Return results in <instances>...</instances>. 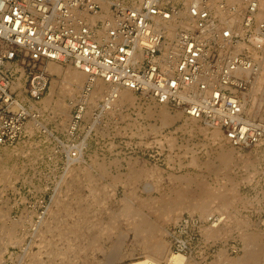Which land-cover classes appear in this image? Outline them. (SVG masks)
<instances>
[{
  "label": "rangeland",
  "instance_id": "374dc122",
  "mask_svg": "<svg viewBox=\"0 0 264 264\" xmlns=\"http://www.w3.org/2000/svg\"><path fill=\"white\" fill-rule=\"evenodd\" d=\"M235 14L240 23L242 9L219 15L227 20ZM61 66L66 69L69 64ZM48 72L43 96L34 107L27 104L30 115L22 137L12 145H0V205L7 208L10 218L0 215V238L5 239L11 226L12 236L18 235L15 245L11 242L14 246L7 245L5 264H130L144 260L142 236L135 228L141 219L152 227H162L159 239L170 251L182 254L184 264H232L233 260L235 264H264V142L234 147L221 131L213 139V128H203L202 122H197L202 129L188 126L180 110L166 105L170 115L179 117L162 127L157 115L148 113L156 103L135 93V104L104 112L100 109L103 98L96 103L77 101L80 90L76 100L64 99L70 105L69 120L52 114L51 106L41 102L51 83L61 81L57 73ZM257 96L252 107V99L247 97L246 110L261 119L264 97L260 96L264 95ZM60 98L57 89L52 104ZM31 114L51 133L37 123L28 127ZM221 152H231L227 165H223ZM178 201L183 209L176 217ZM125 206L128 211H123ZM188 206L198 209L192 212ZM31 222L39 224L42 233L34 232ZM72 227L75 231L69 232ZM19 236H23L22 242ZM160 262L166 264V259Z\"/></svg>",
  "mask_w": 264,
  "mask_h": 264
},
{
  "label": "built area",
  "instance_id": "2783aa9c",
  "mask_svg": "<svg viewBox=\"0 0 264 264\" xmlns=\"http://www.w3.org/2000/svg\"><path fill=\"white\" fill-rule=\"evenodd\" d=\"M239 9L242 34L218 16ZM256 9L257 0H115L107 10L94 0H0V145L22 137L27 104L48 88L49 60L86 74L80 99L100 80L180 110L234 147L264 142V120L246 110L250 81L234 72L251 66L249 47L264 50ZM155 16L175 24L172 34Z\"/></svg>",
  "mask_w": 264,
  "mask_h": 264
},
{
  "label": "bare ground",
  "instance_id": "6f19581e",
  "mask_svg": "<svg viewBox=\"0 0 264 264\" xmlns=\"http://www.w3.org/2000/svg\"><path fill=\"white\" fill-rule=\"evenodd\" d=\"M96 1L97 3H99L102 7L103 10H107L108 9V6L111 4L110 1L108 0H94ZM232 1H235V0H232ZM185 13V12H183ZM182 13V14H183ZM238 13V11H237ZM230 15V14H229ZM220 16V15H219ZM90 17V20L93 22L95 21L96 19H98L99 17H102L101 14H94L92 16H89ZM223 17V16H222ZM253 17L259 21V22H264V0H257V9L256 11L253 12ZM226 18V17H225ZM154 22H155V25L157 27V29H164L166 30V32L168 34H172V31H173V28L175 27V24L174 23H170V22H166L165 20L161 19L159 16H155L154 17ZM227 22H228V27L231 28V29H235L237 32H241L242 34V28L241 26H238L239 24V19H237V14L235 15H232V16H229L228 19H227ZM260 39V38H258ZM262 41H264V39H261ZM238 47H243V43L242 42H239L238 43ZM249 51V50H248ZM261 51L257 50V49H251V56H252V59H253V62L251 64V66L249 68H241V67H237L235 69L234 72H236L238 75L240 76H243L245 77L247 80L250 81V89L244 93V96H245V100H250V99H247V97H251L252 99V104H251V107L253 105V103L256 101V99H258L257 97V94L259 93L260 95H264V52H261ZM45 67H48L47 70L50 71V72H54V73H57L60 77H61V81L58 82L57 80H54L52 83H51V86H50V90H49V93H47L46 97H44L41 102L44 103L45 106L49 107L51 106L50 109H52V114L55 113L56 114H62L64 115L67 119L71 120V115H70V112H69V108H70V105H67L66 104V100H64L66 98V96H69L71 99L76 100V96L75 94L79 93V91L83 88V84L85 82L88 81V77L86 76V74H84L81 70L77 69L76 67H73L71 65H69L66 69H63V67L61 66L60 63L58 62H55V61H52V60H49L47 61L46 63V66ZM58 89V92L61 96L60 99L56 100L54 104H52V102L54 101V95L56 93ZM107 96V97H106ZM56 97V96H55ZM85 96L82 95L81 96V99L80 101L84 98ZM261 98L264 97V96H260ZM103 98V100L105 99L104 104H102V111L104 112H110L111 110L115 109L116 107L118 106H121V105H133L135 104V101H136V96L135 94L129 90V89H124V88H113L111 86H109L108 84L100 81V80H96L94 82V87L92 89V91L89 93V95L87 97H85V101H89L90 103H96L98 101V99H101ZM260 99V98H259ZM102 100V99H101ZM77 101H79V99L77 98ZM258 101V100H257ZM76 102V101H75ZM261 102V100L259 101V103ZM257 103V102H256ZM258 103V105L260 106V104ZM262 103V102H261ZM97 105V104H96ZM33 107L35 106L34 104L32 105ZM159 105L155 104L154 105V109H152L151 107H149L148 109V113L150 115H153V114H156L158 119L160 120L161 122V126H165L167 125L168 123H171V122H174L176 117H179V115L177 114L176 115H170V113L167 111L166 109V106L165 105H161L160 107H158ZM258 106V108H259ZM158 107V108H157ZM33 109V108H32ZM36 109V108H35ZM39 109V108H38ZM44 109V108H43ZM84 109V108H83ZM253 110H255L253 108ZM257 110V109H256ZM101 110H99L100 112ZM101 111V112H102ZM248 111H250V109H248ZM30 112V111H29ZM46 112V111H45ZM100 112V113H101ZM256 112V111H255ZM179 113H181V111H179ZM258 113V111H257ZM257 113H254V115ZM51 114V115H52ZM50 115V116H51ZM32 116V117H31ZM31 120L28 121L26 124L28 127H32L33 124L37 123L39 124V126L41 127V129H44V131L48 132V133H51L50 130L43 124V123H39L37 122V120L35 121V116L31 114ZM49 116V115H48ZM49 116V117H50ZM87 117V116H86ZM60 118V117H59ZM126 119V118H125ZM261 119H264L261 117ZM198 120L196 119H193V118H188L186 117L185 118V124L188 125V126H195L196 129L199 128V129H202V127L200 125L197 124ZM72 123V122H71ZM25 125V124H24ZM73 125V123H72ZM142 125V124H141ZM36 126V125H35ZM63 126V125H62ZM27 129H30L28 128ZM73 127V126H72ZM66 128V127H64ZM160 127H157V129H159ZM194 128V127H193ZM203 128H208V125L206 124ZM34 129V128H33ZM32 129V130H33ZM24 130H25V127H24ZM72 130V129H71ZM31 131V129L29 130ZM207 131V130H205ZM143 133V132H142ZM197 133V132H196ZM210 133V132H209ZM212 133V137L213 139H217L219 138V135L221 134L220 133V130L218 129H213L211 131ZM50 135V134H49ZM212 139V138H211ZM221 139V138H220ZM172 142V140H171ZM218 141H216L217 143ZM78 145V144H77ZM82 146V143L79 144ZM76 148V147H75ZM69 151V150H68ZM78 151V150H77ZM68 153V152H67ZM223 153L220 157H222V161H223V165H227L228 162L230 161V158L228 156H231V152H221ZM78 154H80V152H78ZM78 156H81V155H78ZM75 157V156H74ZM72 157H70L71 159ZM68 158V161L70 160ZM74 159V158H73ZM77 159V158H76ZM82 159V158H81ZM75 160V159H74ZM73 160V161H74ZM2 162V161H1ZM223 167V166H222ZM6 170V169H5ZM224 170V168H223ZM6 172V171H5ZM9 179V178H8ZM91 179V178H90ZM1 180V178H0ZM92 180V179H91ZM90 180V181H91ZM88 186V185H87ZM56 188V187H55ZM104 188V187H103ZM59 189V188H58ZM56 191V190H55ZM54 193V192H53ZM58 193V192H57ZM182 196H180L181 198ZM63 198V197H62ZM54 201V199H53ZM55 201H57V199H55ZM54 201V202H55ZM95 202V200H94ZM102 202V201H100ZM96 203V202H95ZM127 203H125L126 205ZM182 203H180V201L177 202V207H178V211L175 213L176 217L178 216L179 214V211L181 209H183V207L181 206ZM47 208V207H46ZM49 208V207H48ZM187 208H189L190 211L193 212L194 209H198V207L196 206H188ZM167 208H161V211L162 213L165 212ZM129 208L128 206H125V208L123 209V211H128ZM83 210L80 209V212H82ZM43 213V212H41ZM40 213V214H41ZM6 215L5 217H7V208L5 206H2L0 205V215ZM164 215V214H163ZM40 215H38L39 217ZM43 216V214H42ZM2 217V216H1ZM4 217V216H3ZM165 217V216H164ZM8 218V217H7ZM10 220V218H8ZM39 220V219H38ZM45 220V219H44ZM42 221V220H40ZM13 222H16V220H14ZM38 223V221H35ZM12 223V222H11ZM10 223V224H11ZM17 223V222H16ZM32 223V222H31ZM34 223V222H33ZM32 223V224H33ZM40 223V222H39ZM42 224V223H41ZM50 224V223H49ZM48 224V225H49ZM13 225V224H12ZM37 225L39 226V224H33V229L34 232H37L38 234L42 233V232H39V228L37 227ZM16 226V224H15ZM31 226V228H32ZM4 227V226H3ZM13 227V226H11ZM11 227H10V230H8V232H6L5 234L7 235H4L5 239L3 237L4 240V243L3 241L0 242V264H5V259H4V254L5 252L7 251V245L9 243H11L12 241L14 242L16 239V237L12 236L13 234H11ZM30 227V226H29ZM45 227V226H44ZM43 227V228H44ZM47 228V227H46ZM49 228V227H48ZM53 228V227H52ZM135 228L136 230L139 232V234L142 236V244H143V249H144V253H145V257L146 259L144 260H138V261H135L133 263H130V264H161L160 262V259H166V264H184L185 263V258L182 254L176 252H172L169 250L167 244L159 239V236L161 235V233H163V229L162 227L160 226H151L149 224H147L146 220L144 219H141L136 225H135ZM3 229V228H2ZM1 229V231H3ZM7 229V228H6ZM69 232H74L75 231V227H72V228H69ZM48 230H51L50 228ZM209 230V232H216L215 231V228H209L207 229ZM0 231V232H1ZM7 231V230H6ZM16 231V230H14ZM47 231V229H45V232ZM33 232V231H32ZM31 233V234H34V238H35V235L36 233ZM14 233V232H12ZM16 233V232H15ZM47 233H49L47 231ZM2 234V232H1ZM45 234V233H44ZM217 234H219V232H217ZM3 235V234H2ZM0 235V236H2ZM60 234L58 233V236ZM32 236V235H31ZM62 236V235H61ZM20 239L19 241L22 242L23 239H21L23 236H19ZM30 237V236H29ZM37 237V236H36ZM40 238L42 236H39ZM0 238V239H1ZM16 238V239H15ZM30 239V238H29ZM39 239V238H37ZM43 240V237L41 238ZM249 240H252V238H248ZM2 240V239H1ZM6 240V242H5ZM45 240H47V237L45 238ZM18 241V240H17ZM16 241V242H17ZM31 240H29L30 242ZM12 242V243H13ZM20 242L18 244H20ZM27 242V241H26ZM39 242V241H38ZM42 242V241H41ZM40 242V243H41ZM44 242V240H43ZM11 243V245H12ZM16 243V244H17ZM28 243V242H27ZM50 243V242H49ZM48 243V244H49ZM55 243V242H54ZM15 245V242L13 243ZM17 244V245H18ZM25 244V243H24ZM23 244V245H24ZM31 244H33V242H31ZM12 245V246H14ZM30 245V244H29ZM38 245V244H37ZM10 246V245H9ZM21 246V244H20ZM50 246V245H49ZM25 247V245H24ZM23 247V249H25ZM72 247V246H71ZM30 248V247H29ZM22 249V248H21ZM51 249V248H50ZM52 250V249H51ZM25 251V250H23ZM27 251V250H26ZM54 250H52L51 252H53ZM58 251V250H57ZM60 251V250H59ZM113 251V250H112ZM115 251V249H114ZM9 252V251H8ZM71 252V251H70ZM111 252V251H110ZM11 253V252H9ZM25 253V252H23ZM31 253V252H30ZM30 253H28L29 255H31ZM34 253V252H33ZM32 253V255H33ZM54 253V252H53ZM143 253V254H144ZM22 254V253H21ZM27 254V253H25ZM24 254V257L26 256ZM60 254V253H59ZM68 254V253H67ZM116 254V253H115ZM147 254V255H146ZM10 255V254H9ZM8 255V256H9ZM15 255V254H14ZM18 255V253H17ZM16 255V256H17ZM58 255V254H56ZM19 257L21 255H18ZM61 256V254L59 255ZM112 256V255H110ZM115 256V255H114ZM112 256V257H114ZM14 257V256H13ZM31 257V256H30ZM63 257V256H62ZM65 257V256H64ZM21 258H23L21 256ZM4 259V260H3ZM16 259V257H15ZM33 259L32 257L30 258V260ZM111 259V258H110ZM114 259V258H113ZM29 260V262H30ZM39 260V259H37ZM112 260V259H111ZM4 261V262H3ZM190 261V260H189ZM264 261V260H262ZM18 262V261H17ZM15 262V263H17ZM21 262V261H19ZM18 262V264H19ZM33 262V261H32ZM37 262V261H36ZM235 260L231 261L232 264H235ZM28 263V262H27ZM239 263V261H238ZM34 264V263H32ZM163 264V263H162ZM187 264V263H186ZM250 264V263H248ZM252 264V263H251Z\"/></svg>",
  "mask_w": 264,
  "mask_h": 264
}]
</instances>
